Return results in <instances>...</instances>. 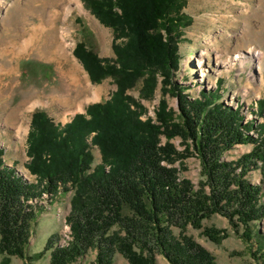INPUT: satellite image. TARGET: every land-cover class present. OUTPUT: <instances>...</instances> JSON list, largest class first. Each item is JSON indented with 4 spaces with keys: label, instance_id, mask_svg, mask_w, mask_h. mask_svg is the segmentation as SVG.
<instances>
[{
    "label": "trees",
    "instance_id": "obj_1",
    "mask_svg": "<svg viewBox=\"0 0 264 264\" xmlns=\"http://www.w3.org/2000/svg\"><path fill=\"white\" fill-rule=\"evenodd\" d=\"M89 3L99 20L114 28L117 59L105 63L82 44L74 55L94 83L113 77L118 89L64 126L44 112L34 113L27 169L37 181L6 165L0 149V254L29 258L31 225L43 212L30 202L74 190L67 216L71 240L59 245L54 234L38 254L50 252L49 264H76L90 251H96L93 264H112L115 253L129 264H156L157 253L171 264H217L210 251L186 234L189 225L201 229L215 214L227 218L244 240H255V253L264 259V239L255 231L264 220L262 188L248 177L258 169L264 180V122H245L241 106L221 102L218 90L203 89L191 98L187 87L173 80L180 65V33L187 24L182 0ZM122 38H128L126 44L118 43ZM146 74L144 92H154L160 74L165 92L178 99L177 110L161 101L155 121L143 119L146 108L128 94ZM257 106L264 116V101ZM176 138L183 151L173 143ZM247 144L252 150L237 160L224 158L235 146ZM90 145L102 155L92 172ZM189 157L201 162L197 186L175 166ZM204 233L217 244L229 236L217 228Z\"/></svg>",
    "mask_w": 264,
    "mask_h": 264
},
{
    "label": "rangeland",
    "instance_id": "obj_2",
    "mask_svg": "<svg viewBox=\"0 0 264 264\" xmlns=\"http://www.w3.org/2000/svg\"><path fill=\"white\" fill-rule=\"evenodd\" d=\"M30 1L0 0V34L6 28H15L20 32L26 30L22 37L19 36V46L30 41L38 47V54L22 53L15 57L10 52L12 45L6 31V36H0V149L4 152L5 164L14 167L19 175L33 182L37 181V176L27 169V164L31 160L28 138L34 113L44 112L55 124L64 126L77 114H85L90 104L110 99L118 88L113 77L94 83L82 62L74 55L77 46L82 44L105 63H112L117 59L114 28L99 20L90 9L89 0H80L82 8L74 0H39L40 3L37 0ZM182 2L181 15L185 17L187 24L180 33V65L173 80L187 87L186 94L191 98L198 97L203 89L218 90L221 102L233 108L241 106L245 122L262 124L264 116L257 113V102L264 101V0ZM66 27H70V33L63 36L61 31ZM127 40L128 38H122L118 43L123 45ZM62 49L66 50V55L61 54ZM13 57L16 59L14 62ZM72 60L82 67L93 87L105 85L108 88V92L100 100L86 104L83 111L63 110L55 103L49 105L47 101L56 94L68 91L64 73L74 68ZM148 78L149 75L146 74L128 94L146 108V115L142 118H152L155 121L161 101L166 100L171 109L177 110L178 99L165 92L160 74L157 75L158 82L154 92H144ZM31 100L41 101V104L24 114L18 111L21 102ZM252 134L256 136L254 132ZM165 141L163 138V143ZM173 143L178 151L184 150L180 138L173 140ZM252 148L251 144L237 145L224 158L228 161L237 160ZM90 150L94 156L90 170L92 172L102 163V155L97 146L90 145ZM175 166L180 168L182 178L198 185L202 178V166L197 157L180 160ZM248 177L252 183L261 186L264 204V180L260 170H251ZM73 195L74 190H70L65 196L55 197L53 200L44 195L40 200L30 202L43 212L31 225L32 237L27 249L29 258L0 254V262L49 264L50 252L41 258L38 254L54 234L58 235L59 245H65L71 240L67 216L71 211ZM202 225L201 229L189 225L186 234L210 251L217 264H264V259L259 258L260 254L255 253V240L249 243L241 238L227 218L215 214L205 219ZM207 228L227 230L229 236L219 244L214 243L204 233ZM255 231L264 239V220L255 225ZM174 232L179 235L180 229L174 228ZM95 259L96 251H90L76 264H93ZM112 264L129 262L121 254L115 253ZM156 264L171 263L164 255L157 253Z\"/></svg>",
    "mask_w": 264,
    "mask_h": 264
},
{
    "label": "bare ground",
    "instance_id": "obj_3",
    "mask_svg": "<svg viewBox=\"0 0 264 264\" xmlns=\"http://www.w3.org/2000/svg\"><path fill=\"white\" fill-rule=\"evenodd\" d=\"M74 1L76 2L77 6L79 8H82L80 0H74ZM36 2L40 3L39 0H37ZM42 5H43V3H42ZM65 20H66V18H65ZM5 31H6V33H5ZM5 31L1 32L2 34H0V36H3V35L6 36L7 35V37L10 39L9 43L12 45L10 52L13 53L15 55V57H17L18 55H20L22 53L32 54V53L36 52L38 54V52H37L38 47H35L34 44L32 45V42H30V41L23 44L22 47H21V45L19 46V44H20V43L18 44V42L20 40L19 36L21 35V37H22L26 33V30H23L22 32H20V31H17L15 28H11V29L6 28ZM69 33H70V27H66L65 29H62V31H61V35H63V36H66ZM61 51H62L61 54L66 55L65 49H62ZM52 56H53V54H52ZM69 58L71 59V57H69ZM43 59H45V58H43ZM14 61H16L15 58L13 59V62ZM72 62H73L74 68L70 69L64 73V78H65L64 83L66 84L68 91L66 93H62L61 95L56 94V95L52 96L51 98H49V100L47 99V101H48L49 105H52L55 103V104L59 105V107L63 110L83 111L86 104L100 100L103 97V95L106 92H108V88L105 85L99 86V87H95V86L93 87L91 82L89 81L87 75L84 73L82 67L78 64V62H75L74 60H72ZM10 66L12 67V65H10ZM68 66H70V65H68ZM80 89H81V91H80ZM39 100H41V99H39ZM40 104H41V101H37V100H35V101L31 100V102L30 101L29 102L23 101V102H21V105L18 107L19 108L18 111H20L21 113L24 114V113H26V111H30Z\"/></svg>",
    "mask_w": 264,
    "mask_h": 264
}]
</instances>
